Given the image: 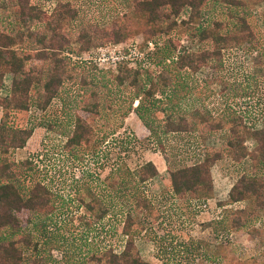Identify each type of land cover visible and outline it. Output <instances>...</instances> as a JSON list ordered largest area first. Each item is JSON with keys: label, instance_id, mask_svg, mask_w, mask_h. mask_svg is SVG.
Here are the masks:
<instances>
[{"label": "trees", "instance_id": "1", "mask_svg": "<svg viewBox=\"0 0 264 264\" xmlns=\"http://www.w3.org/2000/svg\"><path fill=\"white\" fill-rule=\"evenodd\" d=\"M54 1L48 13L39 0H0V92H5L0 95V264H48L53 260L52 250L68 239L63 233L65 224L59 222L65 202L77 199L93 220L102 221L108 215L109 207L101 205L89 181L78 184L79 190L81 186L92 189L87 196L65 198L40 179L38 162L16 160L13 151L25 147L35 129L45 124L65 137L63 146L73 158L82 159L90 152L96 155L98 140L106 141L107 134L97 137L94 121L105 117L110 108L114 110L111 97L119 90L127 95H122L124 102L116 103L115 113L125 119L135 112L143 121L164 154L170 185L158 195L150 192V180L159 174L153 161L133 169L118 163L111 169L106 182L129 206L119 229L123 245L120 251L111 248L110 253H93V264H154L142 259L136 239L149 236L158 256L167 253V238L158 228L165 232L166 218L173 216L162 215L159 197L184 198L188 208L194 205L202 210L200 205L213 191L212 166L225 156L238 163L252 162L251 171L238 175L225 203L243 200L248 204L231 210L232 226L241 227L264 212V126H258L257 117L236 114L227 105L218 115L183 107L177 94L188 89L184 80H178L179 72L202 67L218 70L225 49L242 44L255 50L262 46L255 8L264 0H133L130 12L120 4H100L96 7L107 9L110 15L102 21L93 17L95 9L88 0ZM205 9L216 10L219 16L204 19ZM132 16L145 23L132 24L128 19ZM179 27L188 29L202 49L196 52L183 47ZM138 36L143 38L144 56L136 58L134 65L124 59L111 69L68 55L108 43H127ZM150 40L155 48L148 51ZM255 65L254 75H264V69ZM7 74L10 88L5 86ZM55 99L62 102V114L40 117L30 126L13 120L19 113L34 116ZM74 102L80 104L79 111L75 112ZM219 135H225V142L215 147ZM181 136L191 138L187 144L196 142L197 157L185 161L179 158L182 149L168 148L165 142L170 137ZM251 141L255 142L252 148ZM151 216L159 222L158 228L148 223ZM53 226L54 232L49 230Z\"/></svg>", "mask_w": 264, "mask_h": 264}, {"label": "rangeland", "instance_id": "2", "mask_svg": "<svg viewBox=\"0 0 264 264\" xmlns=\"http://www.w3.org/2000/svg\"><path fill=\"white\" fill-rule=\"evenodd\" d=\"M39 1L44 4L43 7L48 13L56 4L54 0ZM132 1L88 0V4L95 9L93 17L102 21L109 12L105 8L96 6L102 4L106 7V4L110 3L109 7H111L113 4H120V7L130 12L131 4L134 5ZM255 11L258 28L261 36L264 37V1L256 6ZM213 15L219 16L216 10L205 9L204 19L211 20L217 17H212ZM187 17L184 15L185 19ZM128 19L132 24L145 23V19L135 16ZM178 29L182 34L180 44L183 47L196 52L202 49V43L193 39L188 29L184 27ZM141 39L143 38L138 36L129 39L127 43H108L84 52H75V55L89 59L84 62L111 65L113 63L111 56L114 52L128 51L133 53L135 58L140 57ZM261 41L262 46L256 50L249 48L247 44L225 49L223 64L218 70L202 67L198 71L179 72L178 80H184L183 82L188 86V89H182L177 93L178 97H182L179 100L183 102V107H199L203 111L211 110L212 115H218L221 108L227 105L232 107L236 114L247 118L257 117L258 126H264V75H254L255 64L264 69V39ZM9 85L10 75L7 74L5 86ZM0 95L4 96L5 92L1 91ZM122 95L127 94L119 90L115 96L111 97L114 110L110 108L105 117L99 116L94 121L97 137L107 134L106 141L99 143L98 140L96 155L90 152L83 155L82 159L73 158L63 146L65 137L50 130L45 124L35 129L25 147L13 151V158L16 160L32 158L38 162L42 167L40 179L56 193L65 198H75L77 195L85 197L93 188L101 205L109 207L108 215L102 221H97L92 219L85 205H80L77 199L67 202L69 205L65 202V212L59 213L61 214L59 222L65 224L63 233L68 239H64L61 247L58 246L52 250L53 260L48 264H93L90 257L93 253H110L111 248L120 251L124 237L119 229L129 206L123 201L125 197L119 192H112L106 182V176L118 163H126L133 169L147 161H153L158 169L161 168V174L150 180L148 188L153 195L156 193L158 195L170 185V175L167 168H164L167 166L164 154L158 151L157 141L143 121L135 112H130L125 119L115 113L117 112L116 103L120 100L124 102ZM75 104V102L72 103L76 112L79 111L80 104ZM62 107L61 100L55 99L46 110L42 112L37 110L35 112L38 114L34 113V116L31 112L19 113L13 120L17 124L30 126L40 117L52 119L62 114ZM1 110L0 107V115H2ZM169 139L165 142L169 149L178 147L183 150L179 156L182 160H191L200 152L196 142L187 144L191 140L189 136ZM224 142L225 135L215 137V147L221 146ZM254 144L255 142L251 141L250 148ZM251 164V160L238 163L231 157L225 156L218 166L220 170L237 179L238 175L245 170L251 171ZM83 181H89L91 188L81 186L79 190L78 184H82ZM229 199L230 196L228 199L220 200L213 189L212 195L208 198L209 207L202 211L194 208L191 203V209L188 208L184 198L173 200L171 197H159V207L164 212L162 215L173 216L172 220L176 221L173 222L170 217H165V232L157 227L159 222L152 216L148 223H153L161 235L165 234L168 241L166 245L169 248L162 257L158 256L157 246L149 236L138 237L136 243L142 259L154 264H264V212L254 215L244 225L235 228L231 224V210L248 204L246 201L225 204ZM64 205L58 204L57 207L62 209ZM168 222L170 224L167 225ZM49 230L54 232L55 227H50Z\"/></svg>", "mask_w": 264, "mask_h": 264}, {"label": "crops", "instance_id": "3", "mask_svg": "<svg viewBox=\"0 0 264 264\" xmlns=\"http://www.w3.org/2000/svg\"><path fill=\"white\" fill-rule=\"evenodd\" d=\"M2 109V108H1ZM2 113V110H1ZM1 119V115H0ZM31 138V137H30ZM221 160H217L211 169L212 178H213V189L216 193V197H219L220 200L228 199L230 196V191L234 184L236 183V179L232 177L231 175L227 174L225 171L220 170V167L218 166L219 163H221ZM165 169L167 166L164 167ZM161 168L159 169V174ZM169 174V173H168ZM243 201V200H242ZM241 202V201H238Z\"/></svg>", "mask_w": 264, "mask_h": 264}, {"label": "built area", "instance_id": "4", "mask_svg": "<svg viewBox=\"0 0 264 264\" xmlns=\"http://www.w3.org/2000/svg\"><path fill=\"white\" fill-rule=\"evenodd\" d=\"M155 48V43L153 41H148V51L149 50H152ZM131 54V55H130ZM133 53H129L128 51H125V53H116L114 52V54L111 56L112 57V64L111 65H100L99 66H106V68H111V69H116L117 68V65L118 63L121 61V60H124V59H129L131 61V64L134 65L135 64V60L136 58L132 55ZM69 56H71L73 58V60H89V59H86L85 57L83 56H78V55H75V54H71V53H68ZM139 55L142 57L144 56V51L140 50V53ZM7 88H10L9 86ZM6 90V89H5ZM1 91H4L1 90ZM202 211L203 210H207L208 207H209V200L207 199L206 201H203V203L200 205Z\"/></svg>", "mask_w": 264, "mask_h": 264}]
</instances>
